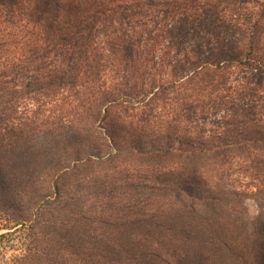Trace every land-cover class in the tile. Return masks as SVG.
Masks as SVG:
<instances>
[{
    "label": "trees",
    "instance_id": "1",
    "mask_svg": "<svg viewBox=\"0 0 264 264\" xmlns=\"http://www.w3.org/2000/svg\"><path fill=\"white\" fill-rule=\"evenodd\" d=\"M0 216L21 264H264V0H0Z\"/></svg>",
    "mask_w": 264,
    "mask_h": 264
},
{
    "label": "rangeland",
    "instance_id": "2",
    "mask_svg": "<svg viewBox=\"0 0 264 264\" xmlns=\"http://www.w3.org/2000/svg\"><path fill=\"white\" fill-rule=\"evenodd\" d=\"M254 191V189H251L250 193ZM246 204L251 217H255L258 214L256 202L249 199ZM6 225H9V223L0 216V236H3L0 243V264H21L20 259L27 253L29 246V224L20 225L13 230L14 226L8 227L10 230H7Z\"/></svg>",
    "mask_w": 264,
    "mask_h": 264
}]
</instances>
